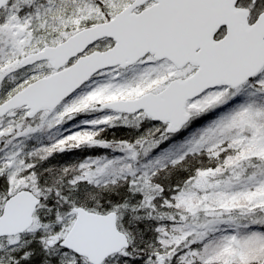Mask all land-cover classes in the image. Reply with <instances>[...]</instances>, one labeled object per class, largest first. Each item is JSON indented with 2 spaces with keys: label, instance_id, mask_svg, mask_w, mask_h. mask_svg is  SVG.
I'll return each mask as SVG.
<instances>
[{
  "label": "snow or ice",
  "instance_id": "1",
  "mask_svg": "<svg viewBox=\"0 0 264 264\" xmlns=\"http://www.w3.org/2000/svg\"><path fill=\"white\" fill-rule=\"evenodd\" d=\"M0 264H264V0H0Z\"/></svg>",
  "mask_w": 264,
  "mask_h": 264
}]
</instances>
